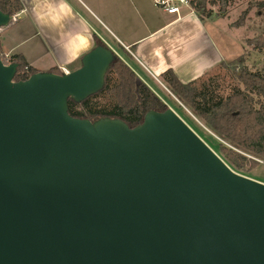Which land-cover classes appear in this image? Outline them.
Instances as JSON below:
<instances>
[{
    "label": "water",
    "instance_id": "water-1",
    "mask_svg": "<svg viewBox=\"0 0 264 264\" xmlns=\"http://www.w3.org/2000/svg\"><path fill=\"white\" fill-rule=\"evenodd\" d=\"M114 55L95 46L67 74L22 81L0 60V264H264V182L171 108L131 128L68 114Z\"/></svg>",
    "mask_w": 264,
    "mask_h": 264
},
{
    "label": "crops",
    "instance_id": "crops-1",
    "mask_svg": "<svg viewBox=\"0 0 264 264\" xmlns=\"http://www.w3.org/2000/svg\"><path fill=\"white\" fill-rule=\"evenodd\" d=\"M18 19L0 30V51L22 56L32 68L68 72L93 49L96 37L119 46L160 84L167 69L182 83L201 79L229 58L212 18L199 20L190 7L165 15L150 0H19ZM217 22V23H216ZM72 67V70L69 68Z\"/></svg>",
    "mask_w": 264,
    "mask_h": 264
},
{
    "label": "trees",
    "instance_id": "trees-1",
    "mask_svg": "<svg viewBox=\"0 0 264 264\" xmlns=\"http://www.w3.org/2000/svg\"><path fill=\"white\" fill-rule=\"evenodd\" d=\"M187 1L197 18L203 20L212 14V11L207 7L208 4H217L220 7L219 10L224 12L236 0ZM254 2L259 11L264 9V0ZM20 9L19 0H0V11L8 13L10 17L17 14ZM247 12L243 11L241 18ZM10 23L9 20L8 24ZM238 25L239 22L235 24V27ZM93 42L94 47L105 46L96 37ZM248 45L253 52L256 51L264 57V30L261 35L248 40ZM119 50L130 59L120 46ZM3 61L6 64L15 63L17 65L15 81L25 80L37 72L25 62L22 56L12 55L7 61ZM243 62V58L237 60L241 67L234 73L242 88L238 87L230 95L220 97L216 101H212V97L208 96L207 81L203 78L182 84L170 69L159 75L161 83L184 107L188 108L202 124L233 148L220 145L221 151H224L234 164L247 160L243 154L264 160V62L261 69L256 72L247 70ZM221 64L223 65V63ZM50 72L60 73L56 68L51 69ZM104 78L103 86L94 93L79 101L68 100L69 115L74 118L87 119L90 122L103 117L117 118L131 128L141 124L149 110L163 112L167 109V106L116 55H114ZM102 94L113 98L111 108L100 106L94 101ZM250 163L256 165L253 161Z\"/></svg>",
    "mask_w": 264,
    "mask_h": 264
},
{
    "label": "rangeland",
    "instance_id": "rangeland-1",
    "mask_svg": "<svg viewBox=\"0 0 264 264\" xmlns=\"http://www.w3.org/2000/svg\"><path fill=\"white\" fill-rule=\"evenodd\" d=\"M254 1L260 0H236L232 2L224 12L219 10L220 7L217 4L207 5L208 9L212 11L209 18L218 21V28L222 32L218 42L230 53L229 58L225 59L223 65L220 64L219 67L202 77L207 81L208 96L212 97V101L230 95L231 92L238 87L242 88L234 75V73L238 71V68L241 67V64L237 63L239 58L244 59L243 65L251 72L259 71L263 66L264 57L256 51L253 52L252 48L248 45V40L261 35L264 30V9L259 11ZM182 8L185 10L186 7L182 6ZM243 11L248 12L241 18V13ZM238 22L239 25L235 27V24ZM117 53L120 58L123 59L122 61L132 69L139 80L144 83L165 106L171 108L172 111L175 112L180 119L226 163V165L239 175L241 174L255 181L264 182V160L256 159L242 153L249 161L246 160L245 162H238L237 164L232 163L226 153L221 151L220 145L233 149L232 147L202 124V122H200L188 108L184 107L162 83L160 84L155 78L147 75L133 60L128 59L121 51H117ZM69 69L72 70V67ZM94 101L99 103L100 106L109 109L112 106L113 98L107 94H102ZM251 161L256 165L250 163Z\"/></svg>",
    "mask_w": 264,
    "mask_h": 264
},
{
    "label": "built area",
    "instance_id": "built-area-1",
    "mask_svg": "<svg viewBox=\"0 0 264 264\" xmlns=\"http://www.w3.org/2000/svg\"><path fill=\"white\" fill-rule=\"evenodd\" d=\"M150 1H151V4L156 9H158L160 12H162L163 14L165 13L167 15L174 16V17H176V19H178L181 16L182 6L190 7L187 0H150ZM17 19H18L17 14L10 17L11 23L15 22ZM109 49H111L115 53V55L119 59H121L119 54L114 49H112V48H109ZM8 58H9V55L4 54V53L0 54V60L2 62H4L3 60L7 61ZM59 71H60V73H65V74L68 73V71L65 70L64 68H59Z\"/></svg>",
    "mask_w": 264,
    "mask_h": 264
}]
</instances>
